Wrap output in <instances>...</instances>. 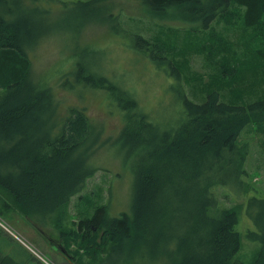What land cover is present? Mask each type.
Listing matches in <instances>:
<instances>
[{
  "label": "trees",
  "instance_id": "1",
  "mask_svg": "<svg viewBox=\"0 0 264 264\" xmlns=\"http://www.w3.org/2000/svg\"><path fill=\"white\" fill-rule=\"evenodd\" d=\"M96 1L101 0L75 3L84 20L97 9L92 7ZM133 1L158 14L180 9L203 28L229 15L233 6L242 9L244 29L259 27L264 17V0ZM40 2L0 0V194L11 203L1 207H12L38 228L54 225L67 243L94 240L92 231L103 230L118 260L139 256L163 258L164 264H244L237 258V212L214 211L219 188L242 184L247 150L241 133L264 126V49L253 50L230 83L206 84L192 101L181 86L182 65L173 64L162 44L134 36L133 50L170 70L165 74L174 82L179 109L166 121L145 113L133 94L98 65L99 57L83 51L89 56L78 58L62 86L98 89L120 112L116 145L132 168L130 213L112 218L99 207L79 222L83 234L65 233L67 203L97 170L90 156L98 141L85 112L74 107L60 114L48 79L36 81L30 72L29 55L44 33ZM249 192L244 210L252 228L244 236L259 247L248 264H264V192L254 187ZM81 245L91 254L92 248ZM0 264L18 263L4 256Z\"/></svg>",
  "mask_w": 264,
  "mask_h": 264
},
{
  "label": "rangeland",
  "instance_id": "2",
  "mask_svg": "<svg viewBox=\"0 0 264 264\" xmlns=\"http://www.w3.org/2000/svg\"><path fill=\"white\" fill-rule=\"evenodd\" d=\"M78 1L85 0L40 2L44 8L40 7L44 33L29 58L33 79H48L58 112L64 114L70 108H81L88 116L94 140L98 141V148L90 156L97 170L88 177L84 189L67 203L65 233L83 234L78 224L84 218H91L96 208L106 207L107 216L112 218L130 213L133 173L128 158L118 152L116 145L122 126L116 106L98 89L77 84L62 86L66 76L71 78L65 73L72 70L78 58L92 52L99 57L97 62L104 72L129 90L145 113L166 121L179 109L174 82L165 74L170 70L157 67L143 53L133 50L134 36L162 44L165 54L175 61L173 64L182 65L178 72L181 86L193 101L200 97L198 88L203 89L209 83H230L240 63L250 61L253 50L264 49V17L259 27L244 29L242 9L233 6L229 15L203 28L199 22L186 19L180 9L158 14L133 0H101L92 4L97 9L85 14L87 20H84L75 5ZM241 134L240 141L247 150L241 165L245 173L242 184L217 190L218 208L214 214L218 209L237 212L236 230L241 236L237 258L248 264L259 245L244 236L252 228L244 209L252 187L264 192V126L247 127ZM1 196L0 261L7 256L18 264H164L163 258L154 261L134 256L118 260L117 255H111L107 234L94 228V240L83 238L81 243L96 251L90 254L77 240L65 242L66 238L61 237L54 225L38 228L30 224L10 207V199L8 202ZM1 203L9 204L11 211L2 208Z\"/></svg>",
  "mask_w": 264,
  "mask_h": 264
}]
</instances>
